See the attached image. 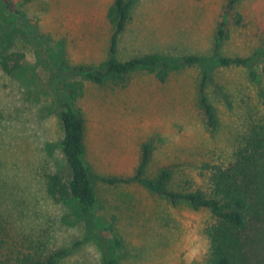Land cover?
<instances>
[{"label":"rangeland","instance_id":"rangeland-1","mask_svg":"<svg viewBox=\"0 0 264 264\" xmlns=\"http://www.w3.org/2000/svg\"><path fill=\"white\" fill-rule=\"evenodd\" d=\"M111 2L32 0L21 18L0 2L10 50L25 55L19 75L0 69V221L17 246L27 236L36 241L33 248L20 247L36 258L67 249L56 264H103L107 257L117 264H199L207 249V210L171 205L138 184L111 186L98 177L132 176L144 144L151 147L147 177L167 168L175 187L199 182L201 155H228L241 131L240 99L262 91L248 73L264 65V0H237L231 9L226 0H133L119 58L155 53L169 60L197 56L201 63L172 71L164 83L138 71L125 88L95 85L73 70L106 58ZM222 22L226 38L216 50ZM219 56L250 61L223 67ZM203 73L215 131L206 127L200 107ZM69 81L83 84L75 105L85 119L86 161L98 200L90 214L73 200L54 203L43 189L47 169L67 173L58 121L63 99L56 97Z\"/></svg>","mask_w":264,"mask_h":264},{"label":"trees","instance_id":"trees-1","mask_svg":"<svg viewBox=\"0 0 264 264\" xmlns=\"http://www.w3.org/2000/svg\"><path fill=\"white\" fill-rule=\"evenodd\" d=\"M31 1L19 0L10 4L7 0H0L6 9L12 8L13 11L9 12L18 18L23 16L22 6ZM226 1L231 9L237 0ZM132 6L133 0H112L106 11L110 27L106 58L97 65H78L73 70L81 72L95 85L109 82L125 88L131 75L138 71L164 83L172 71L201 63L197 56L169 60L155 53L119 58L118 45L130 21ZM236 18L239 22L240 16ZM225 36L222 22L217 33L216 50ZM10 44V36L0 27V69L7 76L19 75L25 55L21 51H11ZM249 61V58L240 56L216 58V63L223 67H244ZM207 76L203 73L198 85L200 107L206 127L215 131L218 127L215 108L203 94ZM248 77L250 83L263 85L262 91L255 97L240 99L241 131L228 155L209 151L200 156L198 183L186 181L175 187L173 174L167 168H162L153 178L147 177L146 169L151 158V147L147 144L142 146L140 161L132 176L98 177L111 186L138 184L171 205L185 203L195 211L207 210L210 219L202 228L207 249L199 264H264V65L259 73L250 71ZM60 90L64 95L56 97L57 101L63 99L58 114L62 134L60 149L67 173L63 175L47 169L42 175L43 189L54 203L73 200L82 214H90L98 200L86 161L85 119L75 105L83 94V84L80 81L64 82ZM115 242L120 243L118 239ZM23 244L33 248L36 241L27 236L20 245ZM21 246H17L15 237L0 221V264H56L68 253L67 249L59 250L41 260L21 251ZM103 264H117V259L107 257Z\"/></svg>","mask_w":264,"mask_h":264}]
</instances>
